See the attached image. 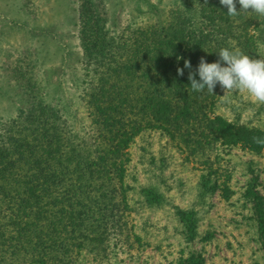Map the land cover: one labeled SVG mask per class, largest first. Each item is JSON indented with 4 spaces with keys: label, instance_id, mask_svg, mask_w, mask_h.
Segmentation results:
<instances>
[{
    "label": "trees",
    "instance_id": "trees-1",
    "mask_svg": "<svg viewBox=\"0 0 264 264\" xmlns=\"http://www.w3.org/2000/svg\"><path fill=\"white\" fill-rule=\"evenodd\" d=\"M78 1L79 89L89 129L83 135L74 130L70 107L53 101L34 60L20 58L10 67L20 105L14 117L0 121V264H80L82 253L102 264L118 246L113 240L132 248L131 236L138 237L128 227V149L147 130H161L209 169L197 185L199 205L217 191L214 168L223 154L264 149L253 141L264 131L214 115L219 84L213 94L195 92L189 69L177 75L184 60L193 71L201 57L216 62L221 48L258 59L264 16L249 9L229 17L219 0H179L164 22L118 34L107 25L103 0ZM236 7L240 12L238 0ZM140 192L150 206L165 203L156 188L141 186ZM245 194L258 207L253 185ZM174 212L191 246L197 213L178 206ZM259 228L264 235L261 219ZM176 261L204 264V257L191 248Z\"/></svg>",
    "mask_w": 264,
    "mask_h": 264
},
{
    "label": "rangeland",
    "instance_id": "rangeland-1",
    "mask_svg": "<svg viewBox=\"0 0 264 264\" xmlns=\"http://www.w3.org/2000/svg\"><path fill=\"white\" fill-rule=\"evenodd\" d=\"M178 1L103 0L102 5L107 25L122 34L164 22L167 11ZM78 8V0H0V121L14 117L20 105L10 67L17 59L29 57L37 63L47 91L57 98L53 101L70 107L67 117L74 130L81 135L87 132L89 114L79 89L83 70ZM259 58H264V47L258 51ZM223 95L220 87L214 115L264 131V104L247 92H228L226 101L220 98ZM128 153L127 182L133 186L128 192V227L138 242L131 236L134 244L130 248L113 240L118 246L111 261L102 264H176L181 252L191 248L201 253L204 264H264V235L259 228L261 219L264 231V149L254 154L235 148L223 154L214 168L217 191L204 205L197 203V185L209 169L192 161L167 134L147 130L134 140ZM252 185L261 196L258 207L245 194ZM141 186L156 188L164 205L147 204ZM174 206L197 213V237L191 246L180 234ZM208 235L211 238L203 241ZM80 264L97 262L82 253Z\"/></svg>",
    "mask_w": 264,
    "mask_h": 264
},
{
    "label": "clouds",
    "instance_id": "clouds-1",
    "mask_svg": "<svg viewBox=\"0 0 264 264\" xmlns=\"http://www.w3.org/2000/svg\"><path fill=\"white\" fill-rule=\"evenodd\" d=\"M205 5L207 0H204ZM221 6L227 8V16L235 17L241 12H252L264 16V0H238L241 11H237V0H219ZM219 59L213 63H207L200 58L198 67L192 70L190 60H184V68H177V75L183 76L184 69H189L188 80L191 89L202 92L205 89L214 93L217 84L224 91L220 97L227 100V93L232 91L247 92L257 103L264 104V58L254 59L244 54L240 49L221 48L218 52ZM226 65V66H224ZM199 76V80L196 76ZM254 143L264 146V138L253 137Z\"/></svg>",
    "mask_w": 264,
    "mask_h": 264
}]
</instances>
